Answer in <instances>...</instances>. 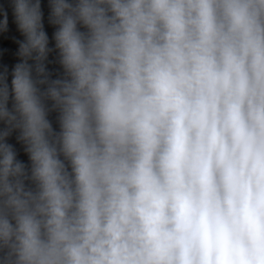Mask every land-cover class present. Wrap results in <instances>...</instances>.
I'll list each match as a JSON object with an SVG mask.
<instances>
[{
  "label": "clouds",
  "instance_id": "1",
  "mask_svg": "<svg viewBox=\"0 0 264 264\" xmlns=\"http://www.w3.org/2000/svg\"><path fill=\"white\" fill-rule=\"evenodd\" d=\"M0 38V264H264V0H0Z\"/></svg>",
  "mask_w": 264,
  "mask_h": 264
}]
</instances>
